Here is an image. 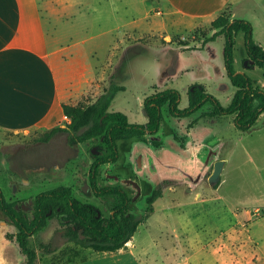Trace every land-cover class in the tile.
Masks as SVG:
<instances>
[{
	"label": "rangeland",
	"instance_id": "obj_1",
	"mask_svg": "<svg viewBox=\"0 0 264 264\" xmlns=\"http://www.w3.org/2000/svg\"><path fill=\"white\" fill-rule=\"evenodd\" d=\"M41 4L48 23L54 20L55 28L64 32L61 42H82L71 49L78 47L95 62L101 90L108 88L113 73L126 86L111 109L124 111L133 122L147 121L143 101L155 86L178 89L182 108L188 105V88L195 81L205 83L223 104L233 97L223 37L202 49L183 48L198 46L212 35L222 15L234 17L231 5L210 16L191 17L166 0H41ZM244 6L250 9L241 17L252 21L254 38L264 47V0H247ZM142 49L147 50L126 64L130 52ZM245 54L241 31L236 35L235 67L264 87V67H250ZM209 108L207 103L189 116L176 117L165 104L158 131L120 140L119 159L101 165L99 185L123 187L132 198L130 207L144 214L133 242L115 252L84 248L66 241L53 217L31 238L39 254L37 264H264V114L253 129L242 131L231 116L201 117ZM49 129L0 128V187L9 202L31 218L35 196L64 184L75 197L109 216L114 198L95 195L90 183L95 140L71 145L66 132L41 140ZM219 159L225 160V169L220 180L211 183L209 176ZM168 179L172 183L148 211L147 196ZM17 231L0 209V264L26 261ZM51 240L58 249L46 253L45 244ZM165 242L170 245L165 247Z\"/></svg>",
	"mask_w": 264,
	"mask_h": 264
},
{
	"label": "trees",
	"instance_id": "obj_2",
	"mask_svg": "<svg viewBox=\"0 0 264 264\" xmlns=\"http://www.w3.org/2000/svg\"><path fill=\"white\" fill-rule=\"evenodd\" d=\"M225 7L224 9H226ZM233 11L235 8L232 6ZM215 31L205 37L198 46L185 50H198L219 37L224 38V59L226 73L234 86V94L228 104H223L218 96L209 91L203 82H193L188 88V105L180 106L181 92L173 87L154 90L146 94L143 106L148 119L146 122H133L122 110L111 109L112 102L119 91L126 86L117 82L115 73L111 75L108 86L94 101L87 103H64V112L70 122L66 127H53L41 140L47 141L58 132H66L71 145L95 140L93 160L89 175L94 194L101 197H113L114 203L109 216H104L98 206L84 202L73 195L72 189L64 184L39 192L34 198V212L30 218L24 211L16 208L7 199L0 187V209L14 223L18 231L15 234L21 251L26 255L24 264H37L38 252L32 246L31 238L44 229L50 219L56 217L61 226V234L68 242L96 251L115 252L124 248L134 237L144 214L130 207L132 198L119 185L101 187L98 182L100 167L106 163L116 162L120 156L119 141L142 138L159 130L163 120V106L169 107L171 115L189 116L212 105L201 117L212 118L234 114L235 127L242 131L253 129L264 113V87L243 70L235 67L236 35L244 32L245 58L250 67H264V47L254 38L252 21L240 15H222L215 21ZM147 49L134 50L126 56V64L134 55ZM125 73L123 71V77ZM172 183L164 180L147 196V210H154V202L163 196L165 187ZM45 252L52 253L58 249L51 240L45 244Z\"/></svg>",
	"mask_w": 264,
	"mask_h": 264
},
{
	"label": "crops",
	"instance_id": "obj_3",
	"mask_svg": "<svg viewBox=\"0 0 264 264\" xmlns=\"http://www.w3.org/2000/svg\"><path fill=\"white\" fill-rule=\"evenodd\" d=\"M166 1L174 10L191 17L210 16L229 5L240 16L250 9L244 6L247 0ZM63 35L55 28L54 20L48 23L41 0H0L1 129L19 132L67 124L70 118L64 112V103L94 101L103 92L95 62L78 47L71 49L82 42L66 44L61 42ZM224 116H231L235 126L234 114ZM163 244L166 247L170 242Z\"/></svg>",
	"mask_w": 264,
	"mask_h": 264
},
{
	"label": "water",
	"instance_id": "obj_4",
	"mask_svg": "<svg viewBox=\"0 0 264 264\" xmlns=\"http://www.w3.org/2000/svg\"><path fill=\"white\" fill-rule=\"evenodd\" d=\"M224 164H225V160H223V159H219V160L215 161L214 170L209 176V181L211 183H215V182H218L220 180L221 174L223 172Z\"/></svg>",
	"mask_w": 264,
	"mask_h": 264
},
{
	"label": "bare ground",
	"instance_id": "obj_5",
	"mask_svg": "<svg viewBox=\"0 0 264 264\" xmlns=\"http://www.w3.org/2000/svg\"><path fill=\"white\" fill-rule=\"evenodd\" d=\"M130 243V242H129Z\"/></svg>",
	"mask_w": 264,
	"mask_h": 264
}]
</instances>
